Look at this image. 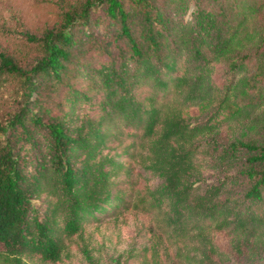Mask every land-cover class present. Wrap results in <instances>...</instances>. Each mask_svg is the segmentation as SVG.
<instances>
[{
    "label": "trees",
    "instance_id": "obj_1",
    "mask_svg": "<svg viewBox=\"0 0 264 264\" xmlns=\"http://www.w3.org/2000/svg\"><path fill=\"white\" fill-rule=\"evenodd\" d=\"M0 119V264H54L142 214L108 264L264 251V0H79L38 35ZM74 243V242H73ZM232 252V254L230 253Z\"/></svg>",
    "mask_w": 264,
    "mask_h": 264
},
{
    "label": "rangeland",
    "instance_id": "obj_2",
    "mask_svg": "<svg viewBox=\"0 0 264 264\" xmlns=\"http://www.w3.org/2000/svg\"><path fill=\"white\" fill-rule=\"evenodd\" d=\"M79 0H0V52H5L22 66L28 65L34 57V43L30 35H38L47 28L56 27L62 12L77 5ZM17 81L13 78L0 79V119L13 104V93ZM147 224L146 218L131 210H123L115 216H104L94 224H87L82 240L89 254L99 258L101 264H108L112 250L124 248L131 242L142 240ZM74 242V243H73ZM67 245L68 255L54 264H90L79 249L74 238ZM248 245L244 251L235 254L231 264H264V251L260 259ZM232 254V252H230ZM27 264H47L29 261Z\"/></svg>",
    "mask_w": 264,
    "mask_h": 264
}]
</instances>
